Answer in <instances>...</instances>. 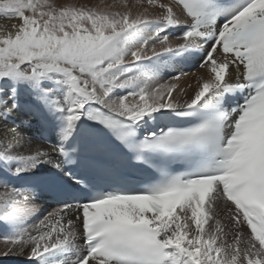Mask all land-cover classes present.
Masks as SVG:
<instances>
[{
  "label": "snow or ice",
  "instance_id": "snow-or-ice-1",
  "mask_svg": "<svg viewBox=\"0 0 264 264\" xmlns=\"http://www.w3.org/2000/svg\"><path fill=\"white\" fill-rule=\"evenodd\" d=\"M0 17V264H264V0Z\"/></svg>",
  "mask_w": 264,
  "mask_h": 264
},
{
  "label": "bare ground",
  "instance_id": "bare-ground-1",
  "mask_svg": "<svg viewBox=\"0 0 264 264\" xmlns=\"http://www.w3.org/2000/svg\"><path fill=\"white\" fill-rule=\"evenodd\" d=\"M15 21L5 20L4 18L0 17V23H8L11 24ZM186 71H193L194 69L187 68ZM26 119L28 117H25ZM10 123V122H9ZM20 135L23 137L24 140H28L29 138L35 139L37 136L36 126L33 124L32 127H24L22 126L20 129ZM41 207L47 208L48 206L41 201ZM0 247H3L2 243H0ZM2 264H18L17 258H7L2 260Z\"/></svg>",
  "mask_w": 264,
  "mask_h": 264
},
{
  "label": "rangeland",
  "instance_id": "rangeland-1",
  "mask_svg": "<svg viewBox=\"0 0 264 264\" xmlns=\"http://www.w3.org/2000/svg\"><path fill=\"white\" fill-rule=\"evenodd\" d=\"M71 2H74V3H88L91 6V4L100 3V2L112 3L113 0H71Z\"/></svg>",
  "mask_w": 264,
  "mask_h": 264
}]
</instances>
